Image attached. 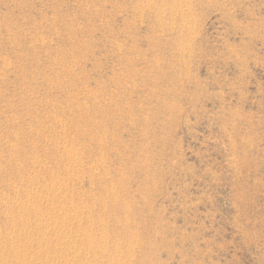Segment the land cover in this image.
I'll list each match as a JSON object with an SVG mask.
<instances>
[{"label":"rangeland","instance_id":"374dc122","mask_svg":"<svg viewBox=\"0 0 264 264\" xmlns=\"http://www.w3.org/2000/svg\"><path fill=\"white\" fill-rule=\"evenodd\" d=\"M0 264H264V0H0Z\"/></svg>","mask_w":264,"mask_h":264}]
</instances>
